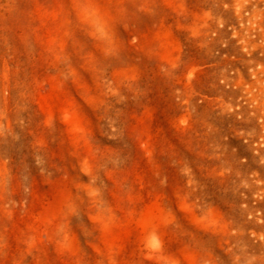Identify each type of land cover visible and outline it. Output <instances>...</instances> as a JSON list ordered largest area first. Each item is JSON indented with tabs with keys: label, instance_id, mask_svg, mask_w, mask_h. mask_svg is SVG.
<instances>
[{
	"label": "rangeland",
	"instance_id": "obj_1",
	"mask_svg": "<svg viewBox=\"0 0 264 264\" xmlns=\"http://www.w3.org/2000/svg\"><path fill=\"white\" fill-rule=\"evenodd\" d=\"M0 264H264V0H0Z\"/></svg>",
	"mask_w": 264,
	"mask_h": 264
}]
</instances>
